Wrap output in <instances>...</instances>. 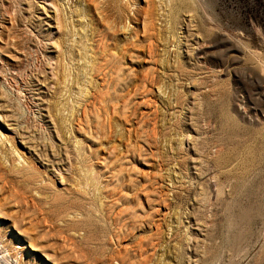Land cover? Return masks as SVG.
<instances>
[{
	"label": "rangeland",
	"instance_id": "374dc122",
	"mask_svg": "<svg viewBox=\"0 0 264 264\" xmlns=\"http://www.w3.org/2000/svg\"><path fill=\"white\" fill-rule=\"evenodd\" d=\"M0 264H264V0H0Z\"/></svg>",
	"mask_w": 264,
	"mask_h": 264
}]
</instances>
